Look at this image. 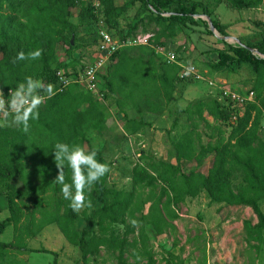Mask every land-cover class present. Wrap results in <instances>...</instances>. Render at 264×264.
Returning <instances> with one entry per match:
<instances>
[{
  "label": "trees",
  "instance_id": "trees-1",
  "mask_svg": "<svg viewBox=\"0 0 264 264\" xmlns=\"http://www.w3.org/2000/svg\"><path fill=\"white\" fill-rule=\"evenodd\" d=\"M222 1L231 9L242 10L257 7L263 0ZM134 6H139V11L129 19L127 12ZM71 8L78 9L77 22L72 21ZM200 14L211 16L197 0H0V94L7 100L10 91L27 76L52 84L55 91V95L40 106L39 119L29 122L27 133L13 123L11 117L0 123L3 124L0 126V194L5 195L10 213L0 219V234L10 224L14 228L11 241H0V264H11L12 251H49L56 257V252L31 249L26 244V239L49 224H55L66 241L80 250L83 261L106 248L117 253L119 264H138L142 260L144 264H155L143 226L138 235L128 241L116 234L114 225L141 210L144 203L134 201L135 190L153 189L158 181L162 186L156 203L151 204L152 213L140 216L144 219L147 215L158 234L163 229L161 223L168 225L166 219L178 217L175 207L179 203L205 191L212 203L250 207L258 221L249 229L256 238L261 236L264 213L258 200L264 197V137L261 135V128H264V58L261 56L264 55V35L256 41L240 39L238 44L221 40L224 44L216 50V60L206 65L214 73L234 72L243 65L249 66L254 75L251 86L254 100L237 104L220 98L219 89L213 87V96L194 99L182 109L190 123L180 126L170 140L175 164L155 160L149 165L152 174L143 164L137 163L132 169L133 191L108 187V173L91 190L85 189L86 200L94 205L86 217L87 226H96V232L87 236L78 230L75 223L78 213L69 207V201L63 198L60 186L54 181L58 172L53 160L55 143L60 141L85 148L88 129L99 131L106 126L105 101L110 97L116 111L123 113L131 124L130 131L136 132L148 124L142 119L144 113L159 115L160 106L172 99L176 81L193 79L180 78V66L167 62L156 48L174 40L179 29L200 23L212 36L207 21L196 17ZM124 19L128 21L125 27L121 22ZM211 20L219 34L226 35L220 22ZM151 25L155 27L148 31ZM139 27L143 33L151 34L148 44L120 48L111 54L105 72L100 75L102 99L75 81L62 90L57 89L60 86L57 71L75 78L86 66L85 63L80 66V57L73 56L72 41L78 40L76 44L84 55L86 51L93 53L97 47L99 28L125 39L134 37ZM61 44L66 45L62 60L57 49ZM249 48H255L259 54ZM35 49L42 50L39 59L13 62L20 51L27 54ZM175 53L181 61L183 58ZM161 93L166 98L163 103L158 98ZM140 102H144L147 111L139 110ZM128 103L137 108L141 118H128L125 110ZM204 114L212 117L215 124L224 123L229 129L227 135L224 136L217 126L219 135L205 145L200 144L197 130L200 122L205 121ZM173 127H178L176 120ZM86 150L96 151L97 160L107 164L100 151L90 146ZM207 158L211 159L210 165L203 171ZM192 162L195 164L185 171L183 165ZM234 167L241 168L245 174L237 191L231 183ZM15 176L23 188L12 181ZM65 180L71 182V169L67 167ZM21 196L33 204L25 222L18 202ZM161 197H166V201L161 203ZM129 247L133 252H129ZM128 256L135 261L129 262ZM165 262L171 264L169 260Z\"/></svg>",
  "mask_w": 264,
  "mask_h": 264
},
{
  "label": "rangeland",
  "instance_id": "rangeland-1",
  "mask_svg": "<svg viewBox=\"0 0 264 264\" xmlns=\"http://www.w3.org/2000/svg\"><path fill=\"white\" fill-rule=\"evenodd\" d=\"M202 3L210 12L211 19H216L223 26L228 38L225 40L231 44H238L240 39L256 41L264 35V9L258 11L257 7L250 9L234 10L231 9L222 0H197ZM138 5V3L136 4ZM135 8V9H134ZM139 6L132 7L128 10L126 17L130 19L138 12ZM217 10V11H215ZM223 10V11H222ZM72 21L77 22V8H71ZM256 14H253V13ZM221 14L229 15L231 20L229 24L224 23L227 18ZM203 15V14H200ZM198 17V16H197ZM128 18H126L128 20ZM126 19L121 20L122 26L128 22ZM229 22V21H228ZM155 26H148V31ZM87 29V28H86ZM179 33L171 43L183 64H192L198 68L200 74L204 77L215 80H223V85L231 89L247 91L251 89L254 75L252 69L243 65L237 71H221L214 73L210 71L207 64L216 60V50L223 47L221 40L214 34H207L205 25H191L178 30ZM79 31V35H81ZM89 33L87 29L86 34ZM141 27L136 34L144 35ZM221 35V34H220ZM219 41H217V40ZM72 41V40H71ZM78 40L72 41L74 57H80V66L84 63L86 66L93 61L92 51H86L84 55L78 49ZM65 44L58 46L59 59H64L62 50ZM176 54V53H175ZM83 55V56H82ZM85 66V67H86ZM104 72V71H103ZM178 76V75H177ZM193 78V77H192ZM40 80V79H39ZM85 89V88H84ZM205 80L193 78L191 80H178L175 82V88L171 92L172 99L164 103L159 115L144 113L142 119L148 122L136 132H131V124L126 120L123 113L116 111L114 103L106 100L107 115L106 126L102 130L88 129L86 135L88 143L85 145L96 149L102 153L110 168L106 179V185L110 188L133 191L132 169L137 164H143L151 173L150 164L157 161L169 162L175 164V153L170 144V140L180 126H186L190 123L182 109L186 108L188 103L200 97H207L213 93ZM213 96V95H211ZM121 97V96H120ZM96 98H98L96 96ZM123 98V97H122ZM162 103L166 100L163 93L158 95ZM102 99V98H98ZM110 104V105H109ZM131 104V103H130ZM129 103L125 106L128 118L138 120L141 118L137 108ZM264 108V104H262ZM139 110L143 113L147 111L144 102H140ZM205 121L200 122L197 133H199V143L207 144L213 141L219 131L215 128L219 126L224 136L228 133L224 123L216 122L212 117L204 114ZM174 120L177 121L178 127H173ZM261 135L264 137V128H261ZM196 141V144L198 143ZM210 158L206 159L202 170L205 171L210 165ZM192 164L183 165L187 171ZM153 174V173H152ZM244 172L239 167L232 170V188L237 191L243 184ZM12 181L23 188L21 181L15 176ZM162 183L158 181L156 187L137 188L135 190V202H143L141 210L134 215L127 216L122 223L114 225V231L120 237L124 236L131 241L138 235L139 229L143 226L152 249L155 264H166L169 260L171 264H264V230L261 236L256 238L251 233L249 227L257 223V216L252 209L242 205H226L222 203H212L205 191H202L196 198L186 197L185 201L179 203L175 209L178 217L174 220L166 219L168 225L161 223L162 232L157 233L151 223L148 222L147 215L152 213L151 204L156 203L160 195ZM18 200L23 209L24 215L22 220L25 222L29 219V213L33 208L32 202L25 196ZM3 198V197H2ZM20 198V197H19ZM161 203L166 201V197H161ZM259 207L264 213V197L258 200ZM94 205H87L82 208L76 217L75 223L79 231L85 232L87 236L96 232V226H87L86 217L89 215ZM7 200H0V219L6 214L10 215L9 210L6 213ZM141 214H147L146 218L141 219ZM155 214V213H154ZM38 216V214H36ZM27 219V220H28ZM135 221V224L132 223ZM46 229V230H45ZM132 229V231H130ZM13 224L7 226L3 233L0 234V241L9 242L13 239ZM26 244L31 249L45 248L57 253L55 257L49 251H12L10 259L11 264H119L116 252L102 248L98 253L91 254L86 260H82L81 252L76 246L70 245L63 234L55 224L43 227L34 237L26 239ZM129 252L133 248L129 247ZM129 262L135 261L133 257H127ZM142 260L138 264H144Z\"/></svg>",
  "mask_w": 264,
  "mask_h": 264
},
{
  "label": "clouds",
  "instance_id": "clouds-1",
  "mask_svg": "<svg viewBox=\"0 0 264 264\" xmlns=\"http://www.w3.org/2000/svg\"><path fill=\"white\" fill-rule=\"evenodd\" d=\"M42 55L41 49H35L27 54L20 51L15 60H36ZM55 95L54 86L45 84L32 76L25 77L18 83L15 90H11L6 100L0 94V120L7 121L11 117L12 122L27 133L30 129V121L39 119V108L45 99ZM3 126V124H0ZM53 160L58 170L55 183L60 186V191L65 200L69 201V207L74 212H79L86 205L91 207V201L86 200L85 189L91 187L104 177L110 168L106 163L97 160L96 151H88L80 145H70L57 141L53 149ZM71 169V182L65 180V168ZM135 224V221H132Z\"/></svg>",
  "mask_w": 264,
  "mask_h": 264
},
{
  "label": "built area",
  "instance_id": "built-area-1",
  "mask_svg": "<svg viewBox=\"0 0 264 264\" xmlns=\"http://www.w3.org/2000/svg\"><path fill=\"white\" fill-rule=\"evenodd\" d=\"M98 33L99 43L94 50L95 54L93 61L90 62L75 78L72 76H66L61 70L57 71L60 83V86L57 88L58 90H62L70 82L75 81L79 82L86 90L97 95L98 98H102L103 94L99 90L100 75L105 72L111 54L120 48L148 44V39L150 37L149 34H144L121 39L104 28H99ZM156 51L161 54L167 62H175L180 66L178 73L180 78L193 77L205 80L211 88L217 87L219 89L220 98L229 99L237 104H244L255 98V93L251 89L247 91L231 89L224 86L223 81L202 76L198 68L194 65L183 64V62L179 61L174 51H164L161 48H157ZM262 125L264 126V118L262 120Z\"/></svg>",
  "mask_w": 264,
  "mask_h": 264
},
{
  "label": "crops",
  "instance_id": "crops-1",
  "mask_svg": "<svg viewBox=\"0 0 264 264\" xmlns=\"http://www.w3.org/2000/svg\"><path fill=\"white\" fill-rule=\"evenodd\" d=\"M264 9V0L262 1V3L257 7V10L258 11H262ZM235 10V9H234ZM215 11H217V10H215ZM223 11V10H222ZM239 11H241V10H239ZM251 13H253V12H251ZM253 14H256V13H253ZM220 16L222 17L221 19L223 20V18H227V17H230L229 15H225V14H221L220 13ZM229 21V22H228ZM231 22V20L229 19V18H227V20L224 22V23H227V24H229ZM146 34H149V33H146ZM149 35H151V34H149ZM171 45V43H169V42H167V45H165V46H159V47H157V48H161L162 50H164V51H174L175 52V50L174 49H172V47L173 46H170ZM156 48V49H157ZM95 50V49H94ZM94 51H93V53H92V57L94 56ZM220 81H223V80H220ZM153 115V114H152ZM153 116H156V115H153ZM2 121L3 120H0V123H2ZM173 163V162H172ZM3 197V198H2ZM198 197V196H197ZM190 198V197H189ZM194 198H196V197H194ZM0 200L1 201H3L4 202V200H6V197H5V195H3V194H0ZM8 212V208H6V213ZM5 217H7V214H6V216ZM4 217V218H5ZM50 225V224H49ZM8 226H10V225H8ZM47 226V225H46ZM45 227V226H44ZM46 230V229H45ZM5 242V241H4ZM8 242V241H7Z\"/></svg>",
  "mask_w": 264,
  "mask_h": 264
},
{
  "label": "water",
  "instance_id": "water-1",
  "mask_svg": "<svg viewBox=\"0 0 264 264\" xmlns=\"http://www.w3.org/2000/svg\"><path fill=\"white\" fill-rule=\"evenodd\" d=\"M201 17L203 19H205L208 23V27L209 29L211 30V32L217 37V38H222L224 40H226L228 37L227 36H223V35H220L219 32L215 29L213 23H212V20L210 18V16L208 15H196V17ZM253 53L255 54H259L258 51L255 49V48H249ZM263 58H264V55H261Z\"/></svg>",
  "mask_w": 264,
  "mask_h": 264
}]
</instances>
